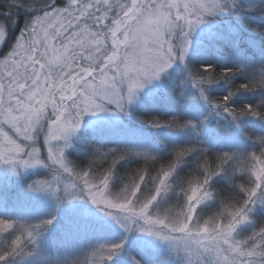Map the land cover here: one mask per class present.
<instances>
[{
  "label": "snow or ice",
  "instance_id": "obj_1",
  "mask_svg": "<svg viewBox=\"0 0 264 264\" xmlns=\"http://www.w3.org/2000/svg\"><path fill=\"white\" fill-rule=\"evenodd\" d=\"M58 3L26 8L30 19L0 59V172L16 177L25 198L54 205L46 216H34L0 198V264H113L127 237L100 242L83 233L85 220H66L60 237L68 247L83 238L82 248L77 244L73 254L50 251L58 209L67 204L76 211L79 202L94 205L84 212L103 226L114 222L126 234H142L145 245H166L178 264H264V221L256 224L252 216L264 211V134L241 127L249 117L264 122V0ZM22 6V0L9 5ZM250 11L261 17L255 28ZM3 15L0 46L10 47L7 36L17 19L11 11ZM210 51L223 55L202 62ZM178 66L184 73L179 97L186 105L202 101L207 112L198 119L174 115L163 121L153 115L143 124L185 130L183 142L161 151L140 140L107 151L96 147L84 163L70 159L68 150L86 123L109 118L101 114L116 121L121 113L134 118L142 95H169ZM221 82L227 93L213 95ZM245 92L257 94L258 101L234 104ZM221 117L223 129L212 130V119ZM122 162L136 166L121 176ZM186 165L191 167L181 175ZM36 169H47L46 178L25 185ZM218 177L227 182L222 192ZM117 178L121 187L113 191ZM210 202L215 210L205 215L203 206ZM249 223L251 232L242 235Z\"/></svg>",
  "mask_w": 264,
  "mask_h": 264
},
{
  "label": "rangeland",
  "instance_id": "obj_2",
  "mask_svg": "<svg viewBox=\"0 0 264 264\" xmlns=\"http://www.w3.org/2000/svg\"><path fill=\"white\" fill-rule=\"evenodd\" d=\"M11 3L12 0H0V4L5 5V8L2 11H0V16L6 13L5 10L8 9ZM65 3L57 4V6L63 7ZM21 9H24V6L20 7L17 10L19 11ZM37 14L40 13L38 12ZM28 19H30V17ZM0 22L7 23L1 18H0ZM18 37H19V31L15 33L14 41H12L11 46L5 52H2L3 46H0V59H3L4 54L12 50V47L15 46ZM222 55L223 53L219 54L215 51H210L207 54V58H205L202 62L204 63L217 62ZM183 76L184 73L182 66H178L174 68V70H172V81L168 96H165L162 92L159 95H142L141 101L136 108L134 118H130L127 116V114L121 113L119 120L116 121L111 118L110 114H101L102 116H108L109 118L106 120H100L99 122L93 124L91 127H89L86 123L85 126L81 128L77 140L74 141V147L68 150L70 159H72L71 154L82 153L80 145L83 142L93 143V145H95L93 149L96 147H101L103 148L102 149L103 151H107L108 148H112V147L130 146L133 143L140 141L137 140L140 137H145V138L148 137L150 141H152L153 143H155V137L156 139L162 141L164 137H172L171 139L177 141L181 139L185 140L187 138V132L185 130H178L177 133L164 131L162 129L154 130L149 126L142 124L143 123L142 119H138V116L142 113V112L140 113V110L141 109L144 110L146 109V107H149L151 115L164 114L166 117L169 118H172V116L175 115L183 118L198 119L200 116L206 113L207 105H204L202 101L193 100L188 105H186L184 99L179 97L178 84L179 81L183 78ZM155 88H156L155 85L149 86V89H147L146 92H152L154 91ZM189 92L192 93L193 95L195 94L194 90L192 89H189ZM221 95H224V93H221ZM250 96L258 100L257 94L251 93ZM196 106L199 107V112L192 110L193 107ZM88 119L96 120L97 118L95 117L86 118V120ZM253 120H252L253 123H250L251 125L250 124L249 125L254 127L255 128L254 131H257V133L263 132L264 123H261L260 120H258L257 118H253ZM244 123L246 122L243 121L242 125ZM224 125L225 122L222 117L213 118L210 124V128L212 130H215L217 128L222 130ZM141 126L147 129H141V130L137 129V127H141ZM134 137H137V139H134ZM168 146L169 145L166 146V149L161 151L168 150ZM216 150H219V148L217 147ZM47 174H48L47 169L33 170L27 175L23 183L26 185L31 183L32 180L37 178L45 179L46 178L45 176ZM113 191H115L114 188ZM0 198L5 199L7 202L9 201V205H11L10 204L11 201L14 200V203L16 204L15 207H20L29 210L33 213L34 216L35 215L39 216L44 212H49L54 210V205L51 203L34 202L28 198H25L22 195L21 187L18 184L16 177H14L11 173L0 172ZM79 203L82 205V207L81 209H78L76 211H71L67 204H62L60 206V208L58 209V216L62 221L60 224L62 228L65 225L66 220L67 221L85 220L87 221V228L83 230V233H86L87 235L99 236L100 242H104V241L118 242L121 239V237L124 236L127 237L128 242L125 245V251L122 252L120 256H118L117 258L119 257L125 259L130 258L135 263L132 257H136V259L141 260L142 262H144V264H174V263L178 264L179 258L177 257L176 253L173 252L166 245H159V246L145 245L142 243L143 240L142 234L138 232H132L126 234L123 232L122 229H120L117 225H115L114 222L110 227L103 226L98 219H96L93 216L86 215L84 212V207H86L89 210H95L94 205H91L89 203L86 206H84L83 202H79ZM102 216H103L102 213L96 212V217H102ZM249 224L242 226L241 228L242 235H247L250 233V230L245 232L246 231L245 228H247ZM52 232H55V230ZM50 238H52L53 240V245L50 251H52L53 253L60 251L62 254H73L72 250H70L69 247H67L68 249L65 248V250L61 248L64 245V243L61 241L59 235L56 236L52 235L50 236Z\"/></svg>",
  "mask_w": 264,
  "mask_h": 264
},
{
  "label": "trees",
  "instance_id": "obj_3",
  "mask_svg": "<svg viewBox=\"0 0 264 264\" xmlns=\"http://www.w3.org/2000/svg\"><path fill=\"white\" fill-rule=\"evenodd\" d=\"M47 2V0H22V5L24 6V9H21V10H17L16 8L12 7H8L6 11V13L8 11H11L12 12V15L17 19V23L14 27L12 28H9V35L7 37V40H8V44L11 46V43L12 41H14V35L16 32H18L23 26H24V22L25 20H27L29 18L28 15L30 14H26V11L25 9L28 8L29 6L33 9H37L39 10L45 3ZM65 3V0H59V3L58 4H64ZM22 6V7H23ZM5 8V5H2L0 4V11H2L3 9ZM15 10H14V9ZM248 15L252 18V27L255 28V25L259 22H261V17L258 13V11H255V12H249ZM0 18L2 20L5 21V17L4 15L0 16ZM257 35H262L261 33L257 32ZM9 47H3L2 49V52H5ZM218 53V52H217ZM220 54V53H219ZM220 56V55H219ZM208 63H213V62H208ZM241 79L242 78H237L236 82L239 83L241 82ZM227 90H228V86L226 85L225 82H221L220 84L216 85L214 90H213V95H216L215 96H223L221 95V93H224V95L227 93ZM251 93H238L236 97H234L233 99V103L236 104V105H240V104H246V103H251V102H257L258 100H256V98L254 97H251L250 96ZM142 112V113H141ZM140 115L138 116V119H142V120H146V119H149L151 118L153 115L150 114V110H149V107H146V109H141L140 110ZM159 119H161V121L165 120V119H171L169 117H166L164 114H160L159 116ZM253 118L252 117H249V118H246L244 121L246 123H244L241 127L243 128L244 132H248V133H256V134H264V131L263 132H260V133H257V131H254V127L250 126L251 124L250 123H253L252 120ZM225 122V121H224ZM261 122V121H260ZM261 123H264V122H261ZM143 124V123H142ZM250 124V125H249ZM256 125V123H255ZM137 129H147V128H144V127H137ZM164 131H169V132H173V133H177L178 130L176 129H162ZM172 137H164L163 141L162 140H158L156 139L155 137V144L159 147L160 150H164L166 149V146L167 145H170L171 143L173 142H183L184 140L181 139L179 141L177 140H174V139H171ZM134 139H137V137H134ZM154 139V138H153ZM152 139V140H153ZM137 140H150L148 137H140L139 139ZM135 140V141H137ZM241 140L245 143V144H248L250 143L246 137L244 136H241ZM154 141V140H153ZM81 152L82 153H73L71 154V157H72V160L76 161L77 163H84L86 162V157L87 155H89L91 153V151L93 150V147H95V145H93V143H82L81 145ZM106 147V146H104ZM191 159V158H189ZM135 163L131 164V165H125L123 162L120 166H118V168L120 169V175L123 176L124 173L126 171H129L130 168H133L135 167ZM191 167V165H186L185 166V169H184V172L181 173V175H184L188 169ZM226 180L223 178V177H218L215 181V184H216V189L218 191H223V189L226 187ZM120 187H121V182L119 180V178H117L114 183H113V188L115 189V191H119L120 190ZM172 199V198H170ZM8 204V207L9 208H15L16 204L14 203V200L11 201V205H9V201L7 202ZM20 206V205H18ZM164 206H167V205H164ZM215 203H212L210 202L208 205L206 206H203V212L205 215H208V214H211L212 211L215 210ZM49 212H52V211H49ZM49 212H44L42 214H40L39 216H46ZM37 216V215H35ZM253 219L255 221L256 224H260L262 221H264V211L262 210H258V211H255L253 214ZM61 219L57 218V221H56V224L53 226V228L51 229L50 233L52 231L55 230V232H52L51 234L49 233L50 236L54 235H59L61 237V229L62 227L60 226L61 224ZM245 232L249 231L251 232L252 230V224L250 223L248 225L247 228H245ZM54 238V237H52ZM77 244H79V247L82 248L84 246L83 244V239H80L79 241H74L72 246L69 247L70 250H72V253H76L79 249L77 247ZM68 246H66L65 244L61 247L63 248V250H65V248H67ZM68 249V248H67ZM113 264H135L130 258L129 259H125V258H117L116 260H114ZM174 264H177V263H174Z\"/></svg>",
  "mask_w": 264,
  "mask_h": 264
}]
</instances>
